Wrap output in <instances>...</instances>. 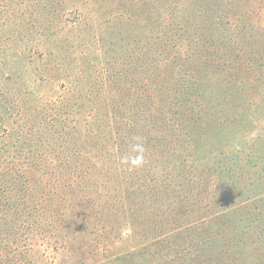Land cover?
I'll list each match as a JSON object with an SVG mask.
<instances>
[{
	"label": "rangeland",
	"instance_id": "obj_1",
	"mask_svg": "<svg viewBox=\"0 0 264 264\" xmlns=\"http://www.w3.org/2000/svg\"><path fill=\"white\" fill-rule=\"evenodd\" d=\"M208 14L214 16L211 23L217 22L211 28ZM170 29L172 36L165 32ZM1 77L2 86L8 82L16 95L5 92L15 99L10 101L0 97V112L11 103L16 107L10 105L0 117V196L9 185L3 172L14 156L30 184L12 207L0 197V264H120L124 259L180 264L170 245L179 230L166 227L181 228L190 214L202 213L208 218L197 226L198 233L222 212L212 217L208 207L223 202L214 195L215 181L208 189L171 190L175 183L181 188L177 182L199 184L198 175L188 182L191 172H185L192 170L197 154L182 149L187 135L197 138L193 132L199 130L180 113L184 127L173 128L180 105L172 100V84L189 87V80L204 88L206 115L223 107V119L243 116L239 137L233 142L232 134L222 138L231 140L234 150L249 149L236 167L242 182L227 194L239 217L220 220L218 228L224 230L207 235L204 261L215 264L206 259L232 248L238 223L237 264H264V0H0ZM132 79L168 94L163 100L169 96L172 111L167 109L159 123L135 104L121 112L119 88ZM101 89L105 94L98 93ZM120 117L131 122L134 117V133L124 132L128 124ZM76 125L82 126L83 137L97 138L103 132L106 137L98 142L103 151L90 145L78 148L83 158H90L93 181L72 175ZM163 133L167 140H154ZM179 138L183 144H171ZM45 140L51 143L45 145ZM25 142L41 150L38 165L26 169L24 152H17ZM122 143L129 162L122 154L110 161L122 152ZM137 157L141 162L134 166L131 160ZM179 168L185 174L177 175ZM160 195L163 203L154 204ZM132 206L144 208L141 218L128 216ZM162 207L170 221L166 231H156L160 225L154 219ZM21 224L26 238L18 235ZM181 245L191 248L192 240ZM185 257V264L199 260L194 250Z\"/></svg>",
	"mask_w": 264,
	"mask_h": 264
},
{
	"label": "trees",
	"instance_id": "obj_2",
	"mask_svg": "<svg viewBox=\"0 0 264 264\" xmlns=\"http://www.w3.org/2000/svg\"><path fill=\"white\" fill-rule=\"evenodd\" d=\"M241 6L243 5L241 4L240 7ZM230 13L236 14L235 11L230 12ZM212 18H214V16L208 14L207 19L209 20V23H210L209 28L213 27L217 23L215 20L211 23ZM183 30L185 31L184 33L187 34V30L185 28ZM173 31H174L173 29H170V30H166L165 32L170 33L169 36H172ZM205 39L209 41L208 35H206ZM167 40H169L170 43L173 42V39H171L170 37H167ZM141 68L145 71L147 70L142 65H141ZM180 70L184 71V69H180ZM2 78L3 77H1L0 80ZM7 79H11V78L7 77ZM166 82H162L161 85L166 84ZM189 83H190L189 87L185 86L184 84L181 86H174L175 84L174 83L172 84V91L174 92V97L172 98V100H174L176 103L180 105L179 109L176 110V113L174 114V117H173V120L175 122V124L173 125V128L179 129L181 127H184V124L180 121V119L177 116V114L180 113V114H184V116L187 117V119L191 121L192 125L194 126L193 127L194 130L197 129L200 132V133L198 131L193 132L194 135H197V138H195L193 135H187L188 142H186V145L182 148L184 151H189L194 154H197V156L195 157L196 162L192 168V170H195L196 172L193 173L191 169L190 171H185V172L187 173L191 172L188 182H191L194 178H196L197 180H199V184L189 186L187 185V182H177L176 181L181 188L175 185L176 184L175 183L174 185L171 186V190H173V193H174L181 189L191 190L195 186L205 187L208 189L211 185L214 184V181H215L217 182V188H216V192H214V195H217V197L223 200V202L216 203V204L209 206L208 211L212 214V217L216 213L217 210L222 211V212L215 214L216 219H211L208 227L203 230L201 229L198 233H195L197 226L200 225L201 223H205L206 219L208 218L202 213L201 215L190 214V220L186 221V224L184 222L182 223L183 226L181 228L186 227L183 230L180 228L181 224H178L175 226L173 224L166 228L173 232H176L179 230L177 237L176 236L171 237L170 245H171V248L174 249V252L176 251L177 258L181 259L182 262L180 264H185L186 259H187L185 256H187L193 250L197 253V258H199L197 263H193V264H206L204 261L203 254H204V251H207V252L209 251V248H207V244H209L207 235L210 234L211 236H214L217 232L219 233L224 230V228H218L220 220L224 218H230V217L236 219L237 217H239L237 210H235V207H236L235 200L231 199V197H229L227 194L229 193L231 194V192H228V189L230 191L237 190V185L240 182H242L243 173L239 172L238 168L236 167H238L241 164L242 154L249 151V149L234 150L232 148L234 146V143H231V140H230V143L225 142V139L222 138V136H227L228 134H232V137H234L232 139V142H233L234 140H236V138L239 137L240 132L238 129L239 127L238 125L240 121L241 122L243 121V116L239 114H233L232 119H229V118L223 119V117L219 116V110L220 112L224 111V113L227 114V109L223 107H221V109L220 108L215 109L212 112L210 111L211 114L209 116L206 115L207 113V112L205 113L206 108H204L202 104V102L204 103V100H205L203 86L202 87L198 86L196 83L194 86L191 80H189ZM11 87L12 86L8 82H7V86L5 87L2 86V80H1L0 88L1 89L5 88V90L0 91V97H2L3 99H9V101L11 99L15 100L14 98H11L10 96H7V94H5L6 92V93H11V94L13 93V95H16V93L12 91ZM153 88H151L147 84H144V82L138 81L136 79L135 80L132 79V82L127 81V84L124 85L123 90L119 88V91L121 93L120 96L122 98L119 97L118 103H120L121 108H123L121 112L123 113L128 112V108L133 107V105L135 104L136 106L142 107L145 110V112H147L148 115H151L155 123H159L163 119L162 115L166 112V110L168 109L169 112H171L172 109H170L169 107H173V106L169 102L170 100L169 96L167 99L163 100V96L168 95L165 93V91H163L162 89L153 91ZM116 92L118 93V89ZM98 93L105 94V90L101 89V91H99ZM221 94L222 93L220 92L219 96ZM86 98L87 100H90L92 98L90 92H88ZM10 105L16 107V103H11V104L6 105L3 108V110L0 112L1 113L0 117L4 114L3 111H5V113H8ZM114 105L115 103L112 102L113 109H115ZM84 106L88 107L87 105H84ZM84 106L82 105L81 108H83ZM124 107H126V109H124ZM116 111L118 112V110ZM120 118H123V121H125V123L128 124L124 132L127 130H132L134 133V130H135L134 117H131L132 122L127 118H124V117H120ZM2 125L3 123L0 126L2 127ZM81 128L82 126L79 127L78 125L74 127V135L78 140V144L75 147L77 151L75 154L72 155L69 165L73 167L71 169L73 176L78 177L81 174L82 175L81 179L83 181H87V180L93 181V180H89V178L93 177L92 173H94V171L90 167L87 166V162H90V158H83V152L81 150H78V148L80 147V145H90V147L94 146L102 150L104 148L102 146L99 147L98 142L104 141L106 137H104L105 136L104 132L101 135H99L97 138L94 137V138L89 139V138L83 137V130ZM162 138L164 140H167V135L163 133L161 138L158 136L154 140H161L162 142H164ZM36 139L38 140L39 138L36 137ZM49 141L50 140H48V142ZM182 141H183L182 138L173 139L171 141V144L181 145L183 144ZM48 142L47 140H45V145L51 143V142L49 143ZM108 143L110 142L108 141ZM43 144H44V141L40 143L39 145L42 146L43 148ZM240 144L244 145L245 147L247 145V144L246 145L243 144L242 142H240ZM114 145H117V143ZM172 145L171 146L167 145V146H169V148L171 149L172 147H174ZM253 145L257 150L256 143H254ZM30 146H31L30 143L25 142L20 147H17L18 153L24 152L25 169L27 167L38 165V157H39V153L41 152V150L38 151V149L28 148ZM121 147L123 149L122 152L119 151L115 155V158L113 160L111 159V156H110V161H115L116 157L119 156L120 154L122 155L119 157L123 159L125 158V155L123 154L126 149L124 148V143L120 145V148ZM241 149H244V148H241ZM17 157L18 156H14L11 158L10 162L7 163L6 172H3L4 179L8 182L9 185L6 186L3 190H1V196H0L1 198H3L2 200L5 201V204L9 203L8 205H10L11 207L13 205H16L18 201H20L19 200L20 194L22 196L23 191H27L28 190L27 185L30 184V179L27 180L26 178H24L25 171L22 170V168L20 167V163ZM249 157L252 158L249 161V166H252L253 163L251 161L253 160L254 156L252 157V154L250 153ZM260 159H262V156ZM263 159H264V156H263ZM9 164H11V166ZM81 167L85 169H82ZM183 167L190 168L189 166H185V165ZM227 168H230V170H227ZM96 171H98L97 168H96ZM183 172H184V169L179 168V171L175 173L177 175L178 173L185 174ZM106 175L109 176V174H106ZM195 175H198V176L192 178ZM216 176L220 177V180H217V181L213 180V178ZM227 178L229 180L225 181V179ZM226 187H227V190H225L222 194H220L222 190ZM243 193L245 192H242L241 194ZM233 196L234 195H232V198ZM21 198H23V196ZM153 203L162 204L163 196L162 195L157 196ZM160 207L161 206H157V208H160ZM143 209L144 208H141L140 206L139 207L132 206L130 211L128 212V216L131 217L130 213H132L133 215L134 213H136L138 217L141 218L142 216L141 211ZM260 209L261 211H264V198L261 200ZM165 210L166 208L162 207L160 212L156 214V218H155L156 220L154 219V224L158 223V225H160L156 228V231L163 230V229H165V231L167 230L165 226L169 223L170 220L166 216V213L164 212ZM228 210L230 211V213H228ZM2 211H5V210H2ZM7 212H9V209L7 210ZM223 212L226 214H224ZM160 214L161 216H159ZM1 220L5 222L7 219L1 218ZM241 226L242 224L239 225L237 223L235 227L233 228L235 232L234 234L236 235V240L232 241V248L226 251L221 248L220 250L221 254H215L211 258L206 259V261L215 263V264H237L238 258H237V255L235 254L237 253V249H238L237 238H238V231L240 229L238 227H241ZM24 228L25 226H23L22 224L19 226L20 232L18 233V235H20L22 238L24 235H25V238L27 236V228H25L26 231L24 230ZM247 229L250 230V225L247 226ZM244 233L248 236L247 230H245ZM188 240H192V247L186 249V245H181V242L187 243ZM215 256H219V257L217 258ZM9 259L11 260L12 258L9 257ZM15 259L16 258H14V260ZM64 264H68V262ZM120 264H136V261H128L124 259V261L121 262Z\"/></svg>",
	"mask_w": 264,
	"mask_h": 264
},
{
	"label": "clouds",
	"instance_id": "obj_3",
	"mask_svg": "<svg viewBox=\"0 0 264 264\" xmlns=\"http://www.w3.org/2000/svg\"><path fill=\"white\" fill-rule=\"evenodd\" d=\"M141 151H142V149H141ZM124 162H125V163H128V162H129V158H128V157H125V158H124ZM140 162H141V160H140L139 157H137V158L131 160V163H132L134 166L139 165Z\"/></svg>",
	"mask_w": 264,
	"mask_h": 264
}]
</instances>
